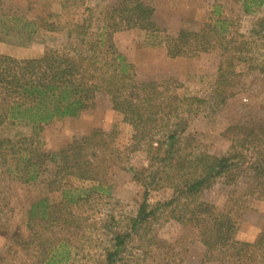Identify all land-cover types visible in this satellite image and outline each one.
I'll use <instances>...</instances> for the list:
<instances>
[{
    "label": "rangeland",
    "instance_id": "obj_1",
    "mask_svg": "<svg viewBox=\"0 0 264 264\" xmlns=\"http://www.w3.org/2000/svg\"><path fill=\"white\" fill-rule=\"evenodd\" d=\"M4 14H18L32 21L37 14L51 13L61 27L82 24L88 34L97 33L102 26L104 10L118 0H2ZM154 9V23L158 31L121 30L112 34L115 50L132 64L138 80H166L180 98L194 97L204 101L193 104L194 110L182 116V137L188 140V151L221 157L230 153V141L223 135L225 128L241 121L264 123V4L258 0H142ZM224 21V37L232 38L239 50L240 61L234 65L231 77L233 88L225 103L217 102L213 93L221 48L195 57H169L165 49L167 36L180 30L199 31L203 24L215 28L214 22ZM9 32L0 27V55L24 60L40 57L46 49H70L65 31L38 32L30 39L17 36L16 26L9 24ZM101 129L115 133L117 147L129 145L131 128L121 116L111 110L105 97L98 96L95 105L75 118L55 120L36 132L24 124L0 126V139L33 138L40 151L56 152L74 137ZM181 137V138H182ZM147 165L146 154L129 155L123 168H112L106 177L109 193L95 194L90 200L91 210L72 209L74 224L49 226L48 238L64 239L70 247L65 264H107L106 256L113 251L115 234L129 233V219L135 217L143 200L144 189L133 178V170L140 174ZM13 166L0 165V264H38L39 249L31 241L34 231L43 232L38 218L29 220L33 203L45 199L48 205L61 200L59 190L47 189L41 176L34 183H22L9 174ZM141 177H143L141 175ZM259 181V180H258ZM264 183V182H263ZM63 185L89 189L94 183L66 179ZM173 191L169 187L149 190L147 203L153 207L167 202ZM204 202L216 206L234 222V240L251 244L244 264H259V252L264 241V184L242 180L233 173L217 179L186 205ZM186 206L160 209L125 240L114 264H237L228 254L205 255L199 229L186 222ZM59 215L64 211L58 208ZM66 213V212H65ZM108 215L112 225H104ZM256 244V245H254ZM245 258V257H244ZM241 264V263H238Z\"/></svg>",
    "mask_w": 264,
    "mask_h": 264
},
{
    "label": "trees",
    "instance_id": "obj_2",
    "mask_svg": "<svg viewBox=\"0 0 264 264\" xmlns=\"http://www.w3.org/2000/svg\"><path fill=\"white\" fill-rule=\"evenodd\" d=\"M258 5L264 0H258ZM0 0V27L9 32L16 26L17 36L30 39L38 32L65 31L70 49L49 48L38 58L19 60L0 55V126L20 123L33 132L55 120L75 118L95 105L98 96L105 97L111 110L131 128L129 145L120 148L115 133L101 129L74 137L56 152H44L34 146L33 138L0 139V165L11 163L9 174L22 183H34L44 176L47 189L59 190L61 200L48 205L45 199L33 203L29 220L38 218V227L31 241L39 249L38 264H65L70 247L64 239L53 240L46 234L49 226L73 225L72 209L91 210L90 200L95 194L109 193L106 177L114 167H121L129 155L146 154L147 165L140 174L133 170V178L143 189V200L136 215L129 219V233L115 234L113 251L106 256L107 264H114L125 240L156 211L172 206H186V222L199 229L205 255L228 254L236 263L244 264L253 246L234 240V222L210 203L199 202L193 207L186 203L209 189L220 178L229 174L240 175L242 180L264 184V123L241 121L227 126L223 135L230 141V153L215 157L207 153L188 151V140L182 137V116L203 100L177 96L168 81L138 80L133 66L118 53L111 43L113 33L138 29L156 32L154 9L142 0H118L104 10L102 26L97 33L87 32L82 24L61 27L51 13L37 14L34 20H24L18 14H4ZM207 23L199 31L180 30L167 36L165 49L169 57H195L221 48V60L213 93L218 103L231 96L233 69L240 61L239 50L232 38L224 37V21ZM238 55V56H237ZM182 137V138H181ZM141 175L143 177H141ZM66 179L94 183L89 189H76L63 185ZM259 180V181H258ZM169 187L173 191L167 202L153 207L147 203L149 190ZM58 208L64 211L59 215ZM66 212V213H65ZM114 217L108 215L104 225H112ZM264 241V235L256 244ZM254 244V245H256ZM259 264H264V249L258 251ZM245 257V258H244Z\"/></svg>",
    "mask_w": 264,
    "mask_h": 264
}]
</instances>
